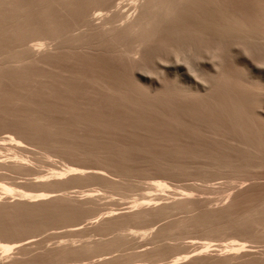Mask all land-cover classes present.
Wrapping results in <instances>:
<instances>
[{"label":"bare ground","instance_id":"1","mask_svg":"<svg viewBox=\"0 0 264 264\" xmlns=\"http://www.w3.org/2000/svg\"><path fill=\"white\" fill-rule=\"evenodd\" d=\"M111 2L113 0H0V101L12 107L8 110H0V122L17 127L18 132L22 135L23 127H46L45 131L58 136V138L62 134H59L54 127L118 126V123L106 122L103 119L82 118L87 115L76 119L75 116L70 119L72 116L68 115L71 112L68 105L71 102L74 103L77 98L69 104H64V99L63 101L58 99L61 104H58L60 103L58 101L55 104L51 101V104H46L40 103V101L35 102L8 89L3 90L6 87H12L13 90L23 84L24 88L26 85L27 88L35 90L42 84V86H46L50 80L57 84L61 81V84L65 83L69 86L86 82L87 86L96 88L103 95L108 94L122 100L134 111H138V109L144 110L146 113L158 111L160 115L165 116L164 119L176 126L257 128L256 125H250L246 119L249 117H245V115H249V105L252 104V101L255 102L252 97V93L255 95L253 88L255 85L258 88L264 76H261L260 70L255 65L260 63L254 62V64L249 56H251L253 46H264V35L252 32L249 24H245L241 17L237 16V12L233 13L235 11L232 9L233 7H230L233 10L231 11L226 5L228 3L223 0H130L128 1L132 10L130 13L122 12L116 8L112 14L94 15L98 7L109 5L108 3L113 4ZM33 37H40L44 42L31 45L29 41ZM231 58L234 62L231 61ZM171 59H174L178 67L173 69L174 73L172 72L173 74L169 78L161 75L163 78L161 81H148V78L137 71L145 69L149 72L151 68H155L156 63L161 61L165 63ZM202 63L205 65L204 67ZM229 73L231 76L227 78ZM262 74L264 73L262 72ZM147 81L149 85L143 87L142 85H146ZM62 87L66 88L67 86L63 85ZM87 88L86 91L89 90ZM45 89L50 90V87ZM71 89L68 90L70 94L65 89L64 91L74 97V93L72 94L70 91L75 88L71 86ZM53 90L52 92L56 93ZM83 90L86 94L85 88ZM58 91L62 93V90L58 89ZM74 92H77V88ZM61 95L63 94L58 97L61 98ZM69 99L71 100V98ZM28 101L34 105L32 110L31 107L29 108L31 111L22 107L25 104L28 105V103H24ZM67 101L65 99L64 102ZM72 103L71 105H73ZM80 103L79 105H81ZM17 105H22L21 107L24 108L21 110V114L15 112L14 107ZM82 105L84 104L82 103ZM88 105L90 106L89 103ZM74 106H70V108H78V105ZM169 111L173 112L168 113ZM54 112L67 113L68 117H65L66 120H61L62 118L54 120L49 117ZM90 116L91 114H89ZM138 118L140 117L135 116L134 119L136 120L134 125L137 127L140 126L137 123L140 120ZM171 126L168 125V127ZM250 133H245L243 137H234L220 133L218 130L210 132L218 137L219 142H227L241 152L238 156L235 154V157L231 158L224 157L218 151L199 150L202 153L198 154L197 150L195 153L201 156V159L203 158L197 167L230 171H243L242 169L249 166L262 169L264 167V129L258 127L253 133V140ZM16 134L14 133L15 136ZM12 135L7 140L13 141L15 147L21 150L23 147L21 140ZM58 138H52L51 141L71 148V154L75 156H88L96 153V155L105 157L115 153L124 160H130V156L142 152L145 158L151 162L150 166H155L160 171L185 173L191 168L164 159L165 152L154 155L139 144L115 143L105 145V148L96 149L92 148L94 146H90L88 149L78 142L73 143L72 139ZM255 140L258 145L254 144ZM205 147L207 148V146ZM25 148L27 149V147ZM25 148L23 147L24 150H26ZM176 151L179 154L189 155L186 148ZM9 159H12L11 155H9ZM7 160H0L2 168L6 166L8 169L29 170L28 165L24 162L25 157L18 160L13 159L15 161L9 160L8 162ZM118 172L119 170L115 166L109 164L100 168L64 165L62 169H53L48 175H38L33 179L32 184L46 187V190L36 193L19 190L17 187L3 183L0 195V233L11 235L15 234L17 230L24 229L26 220L23 214L26 209L31 207L42 206V209H51L57 213L58 205L74 200L81 201V199L92 201L94 195L99 194L95 193L97 190H84L81 192L80 198L72 195L71 197L69 193L64 192L69 187L62 186L63 183L82 178L116 175ZM259 173L251 176L252 179H255L253 182L238 184L237 190L231 192L229 196L227 195L226 203L222 207L217 205L218 208L215 209L208 207L209 199L196 197L194 194L200 196L199 193L193 194V191L190 190L167 195L166 191H172L171 185L166 180H157L150 186L159 191L157 194L151 193L142 199H136L132 205L126 207L127 210L123 208L124 212L114 209L104 213L98 211L90 214L83 221L65 225L66 231L74 232L85 229L89 223L87 222L85 226L82 224L88 218H93L90 219L93 221L89 222L96 226H106L117 219L128 221V223L155 221L144 229L129 226L128 223L112 228L109 232H118L116 233L117 238L111 240L107 246H121L128 242L123 233L126 230H129L132 235L142 237L154 233V239H159L160 237H169L179 229L196 228L207 232H218L227 228L233 230L243 223L250 226L253 224L252 222H258L260 216L264 215V182L258 181ZM247 174L251 175L249 172ZM204 206L206 207L199 212L189 214ZM182 212L185 214L178 216ZM40 213L47 212L40 211ZM13 216L20 217L19 229L16 222L1 228L3 224L1 219L7 220ZM43 219V216L38 215V225L43 222ZM161 221L164 222L155 227ZM110 228L111 226L106 230ZM168 234L169 236H167ZM35 236L14 238L11 242L0 241L1 253L8 256L13 250L37 242L35 238L32 239ZM107 236L108 234H100L96 240L82 244V247L85 248L83 253L86 256L77 259V261L82 264H108L109 257L106 255L113 252H101L104 250L99 248V252L93 253V248L90 246L91 243L107 242L109 239ZM73 243L74 241L69 246H72ZM199 243L202 250L195 249L199 252L194 251L193 256L191 254L190 256L188 251L185 253L186 250H182L184 247L181 248L182 251L180 250L181 254L179 252L172 254L173 251L170 248L163 250L168 254L157 253L162 250L160 247L150 249L149 252L155 253V257H159L158 260L153 261L156 262L155 264H185V262L195 260H211L215 257L226 261L225 264H235L240 252L252 253V250L246 249L249 245L247 246L244 241L237 239L224 245H215L212 241L204 240ZM175 246L177 244H172L169 247ZM213 246H217L219 249ZM213 250L220 251V253L210 256ZM189 251L191 253V250ZM139 254L145 255L146 253ZM167 256L172 259L164 261ZM59 260L61 259H56L53 262Z\"/></svg>","mask_w":264,"mask_h":264},{"label":"rangeland","instance_id":"2","mask_svg":"<svg viewBox=\"0 0 264 264\" xmlns=\"http://www.w3.org/2000/svg\"><path fill=\"white\" fill-rule=\"evenodd\" d=\"M128 1L130 0H113V2H111L113 4L111 5L110 3H108L109 5L98 7L96 12H94V15H97L99 13L112 14L116 10V8L122 12L130 13L132 10L130 8V5L128 4ZM224 1L225 3H228L226 4L228 5V8L233 7L232 9H234L235 11L231 10L230 8L233 13L237 12V16L239 15V17H241L245 24H249L247 25L250 27L252 32H254L255 34L259 33L258 35H264V0H223V2ZM40 42H44V40L42 38L40 39V37H33L29 41L31 45H36ZM252 51L251 56L249 57H251L250 59H252L253 63H260L259 65L255 63L254 64L257 65L258 69L260 70L259 72L261 73V76H264V74H262V72L264 73V46L255 45L253 46ZM259 54L261 55L259 56ZM204 66L205 65L203 64V67ZM175 67L178 66L174 59H171L169 61H166L165 63L164 61L156 63L155 68H151L149 72L145 69H138L137 71L142 76L148 78V81L152 80V82H156L159 80L161 81L163 79L162 76H168L167 78L171 77V75L174 73L173 69L175 70ZM179 67L181 66L179 65ZM230 76L231 74L229 73L227 78H229ZM148 81L146 85L142 86L147 87V85H149ZM48 83L46 84V86H42L43 84L38 86L37 89H35L36 91L27 88L26 85L24 88V84L18 86L19 88L13 90L11 89L12 87H6L3 90L6 91L8 89L18 95H24L28 99H32L35 102L40 101V103L46 104H55L56 101L60 102L63 101V99L64 101L65 99L68 100L67 102L63 101L64 104H69V102L77 98L79 102L76 99L77 102L76 100H74V103L71 102L73 105H71V103L69 105L72 107H75L74 105H78L79 109H75L72 107L70 108V106L68 105V108L71 109V112L70 110H68V112H70L68 115L72 116L70 119H73L75 116L76 119L77 117L81 118L83 115H87L82 118L88 117L91 119H103L106 122L118 123L117 127H54V129L59 134H62L61 136H63V134L65 133L66 135L64 134L63 137H65V139L68 138V140L72 139L71 141L73 143L78 142L79 144L85 145L88 149L90 148V146H94L92 148L96 149L105 148V145L115 143L128 145L139 144L143 146V148L152 152L154 155H159L165 152L166 154L164 155L166 156H163L164 159L166 158L169 161H175L179 163L181 166H190L191 168L185 171V173H178L175 171H160L155 166H150L151 162L147 158H145L142 152L134 156H130V160H124L115 153H111L110 155L105 157L96 155V153H92L88 156H75L71 154V148L62 146L61 144H58L56 142H52L51 139H57L58 136L56 137V135L49 134L47 131H45L46 127H23L22 135V133L18 132L17 127H14L11 124L5 122H0V144L2 145L0 147V156H3L2 158L0 157V160L8 159L7 161L9 162V160H18L25 157L24 162L29 167V170H24L19 168L8 169L6 166H4L3 168L2 166H0V195L3 183L11 187H17V189L19 190H25L33 193L46 190V187L34 183L32 184V180L35 179L38 175H48L50 172H52L53 169H62L64 168V165L85 167L92 166L100 168L104 167V165L109 164L115 166L119 170L116 175L109 174L108 176H103L100 178H82L79 180H71L63 183L62 186L69 187L67 190H64V192L69 193L70 196H78L79 198L81 196V192L84 190H97V192L95 193L99 194L94 195L92 201L81 199V201L74 200L70 201L67 204L58 205L56 209V211H58L57 213H54V210L51 209H42V206H35L26 209L25 214H23L26 220L25 228L21 229L20 231L15 229L17 230L16 233L11 235H4L3 233H0V241L11 242L12 240H14V238L16 239L27 237L30 235H36L32 239L35 238L37 242L28 244L23 248L13 250L10 254H8V256H5L6 254L3 255L0 250V264H82L80 261H77V259L86 256V254L83 253V250L85 248L82 247V244L96 240L98 236L100 237V234H108V241L102 244L91 243L90 246H92L93 248V253L99 252V248L104 250L101 252H113L106 255V257H109V260L107 262L108 264H126V262L127 264H155L156 262L153 261L158 260L159 257H155V253H150V249L160 247L162 250L160 252L157 251V253L160 254H168V252L163 251L166 248L172 249V254H178V252L179 254H181L182 250H186L185 253L189 252V255L191 254L193 256L194 254L192 253H194V251L197 253L202 250L199 242H202L203 240L212 241V243L215 245H224L229 243L233 239L244 241L247 246L249 245L246 249L252 250L251 254H248L245 251L240 252L237 260L235 261V264H264V215L260 216L258 222H252L253 224H251L250 226L243 223L233 230L227 228L218 232H207L198 230L196 228H187L183 230H175L170 236L169 234L167 235L169 237H160L159 239H154V233L149 234L146 237H142L140 235H132L129 233V230H126L123 233L125 234L124 236L127 237L128 242H125V244L121 246H107V244H109L111 240L117 238L116 233H118L109 231H111L112 228L116 226H120V224L126 225L128 221L117 219L113 220L106 226H96L90 224V222L93 221L90 219L93 218H88L89 220L86 219L83 222L84 224H82L85 226L88 222L89 224L86 225V228L81 231L74 232L66 231L67 228L65 226L71 223L73 224L77 221H83L85 217L98 211L104 213L106 211L119 209L120 212H124L125 210H127L126 207L132 205L136 199H142L145 195L151 193L153 195L157 194L159 191L154 190V188L150 187L151 183L157 180H166L171 185L172 191H166L165 193L167 195H171L172 193L180 192L182 190H190L193 191V194L199 193V195L201 196L200 197L198 196V194H194L196 197L202 199L204 197V199L207 200L209 199L210 203L208 204V207H211L212 209L218 208L216 207L217 205L219 207H222L223 204L226 203L229 194L236 191L237 185H241V182H253L255 179L251 178L252 175L260 172L258 174L260 177L258 181L264 182V167H262L261 169L249 166L245 169H242L243 171H230L227 169L215 168L202 169L201 166L197 167L198 164L203 160V158H200L201 156L197 155V153H202L200 152L201 150H205L206 152H209L210 150L218 151L224 157L231 158H234L235 154L238 156V154L241 152L238 148L234 147L231 144H228L227 142H219L218 137L210 134V132L218 130L220 131V133H224L234 137H243L245 133L249 134L250 132H252L250 133V137L253 140V133H255L256 129L258 127H263L264 129V78L262 79L258 88H256V85L255 88H253L255 95H253L252 93V97L255 102L253 103L252 101V104L249 105V115H245V117H249L246 119L250 122V125H256L257 128L176 126L164 119L165 116L160 115L158 111H154V113L153 111H149L153 115L149 112H144V110L138 109V111H134L133 108L128 106L122 100L111 97L108 94L103 95L96 88L90 87L89 85L87 86L86 82L77 83V85L71 84L70 86L65 85V83L61 84V81H59L57 84L54 81L48 80ZM61 85L70 88L66 87V90V88L62 87ZM71 86L75 88L73 89V91H70L72 94L74 93L75 98L73 97V95H68L70 94L68 90H72ZM47 87H50V90L45 89ZM89 87L90 89H92L91 91ZM76 88L77 92H74V90L76 91ZM82 88H85L86 94L84 93V90ZM86 88L89 90L86 91ZM58 89L62 90V93H60L61 91L59 92ZM64 89L68 94H66V91H64ZM52 90L56 93H53ZM93 90L96 91L94 92ZM48 91H50L49 93L52 94L50 95ZM58 92L59 94H57ZM89 92L91 93L89 94ZM60 94H63L61 96L64 98H62L61 96L60 97L62 99L59 98L58 95ZM68 97L71 98V100ZM54 98L57 100H55ZM93 98H95L96 100ZM58 99H60V101ZM81 99L82 101H80ZM87 102L90 104V106ZM24 103H28L29 106L27 104L22 106ZM24 103L22 105H17L14 107V109H16V113L21 114V110L24 109L22 107L28 108V110H30V107L31 110L34 108V105H32L31 101ZM79 103L81 105H79ZM82 103L84 105H82ZM58 104H61V102ZM85 105H88L89 107ZM81 106L82 108H84L82 109ZM10 108L12 107L7 105V103L0 101V110H8ZM18 108L20 109L18 110ZM25 110L28 111L27 109ZM171 112L173 111H169L168 113ZM89 114H91L90 117ZM148 114L150 115L149 117ZM66 115L67 113L54 112L51 113L49 117L54 120H60L61 118V120H66L65 117H68V115ZM135 116L140 117L138 118L140 120L137 121L138 126L140 125L139 127L134 125V121H136L134 120ZM67 120L69 119L67 118ZM119 124L122 125L120 126ZM168 125L172 126L168 127ZM38 130L40 132H37ZM14 133H17V137L14 135ZM9 134H13L12 136L21 140V146H23L24 148L27 147V149L25 148L26 150H24L22 147L20 150V148L18 149L17 147H15V143L13 141L9 139L7 140V138L10 136ZM61 136L58 139H64ZM11 143L12 145L10 146ZM254 144L258 145L256 140L254 141ZM205 146H207V148ZM209 147L210 149H208ZM184 148L187 149L189 155H185V153H177L176 150H184ZM260 149H262L261 146ZM9 155H11L12 159H9ZM147 167H149V170H147ZM247 172L251 173V175L247 174ZM150 190L152 191L150 192ZM59 192L64 193L63 191ZM177 196L179 197L181 195ZM205 207L206 206L201 207L198 210L191 211L189 214H195ZM40 211H45L47 213L41 214ZM184 214L185 212H182L178 216H182ZM38 215L44 217L43 222H41V224L39 225L37 223ZM19 219L20 217L17 216L9 217L7 220L1 219V222L3 223L1 228L7 227L11 223L16 222L19 229ZM154 222L155 221L148 223V221H142L128 224L129 226H133L135 228L144 229ZM163 222L164 221L159 222L155 227ZM110 226L111 228L109 230H106V228ZM61 227L64 231L61 229ZM72 241H74L73 245L69 246L71 245ZM172 244H177V246L169 247ZM182 247L184 248L181 250ZM213 247L217 248V246ZM185 248L191 250V253ZM195 249H199V251H196ZM217 249H219V247ZM144 250L148 251L145 252ZM142 252L146 254L140 255L139 253ZM219 253L220 251L213 250L211 251L212 255L210 256H215ZM56 259L61 260H59L58 262H53ZM135 259L138 260V262H136ZM169 259H172V257L169 258L167 256L164 261H169ZM133 260L135 261L133 262ZM225 262L226 261L215 257L211 260H195L191 262H185V264H225Z\"/></svg>","mask_w":264,"mask_h":264}]
</instances>
